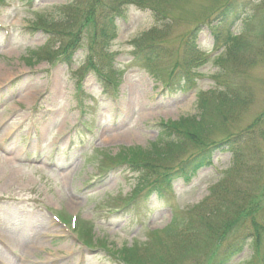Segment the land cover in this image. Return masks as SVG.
<instances>
[{
  "label": "rangeland",
  "instance_id": "rangeland-1",
  "mask_svg": "<svg viewBox=\"0 0 264 264\" xmlns=\"http://www.w3.org/2000/svg\"><path fill=\"white\" fill-rule=\"evenodd\" d=\"M71 1L0 0V157H19L11 179V168L0 165V264H124V252H138L145 264H211L245 233L235 220L215 236L199 231L184 244L174 243L166 228L177 230L187 211L208 202L211 187L233 175L232 156L218 151L207 168L185 171L186 179L172 175L204 145L264 115V54L252 64L245 54L248 64L225 67L250 99L226 118L208 113L200 144L187 141L182 152L144 167L121 160L149 152L165 124L197 113V96L212 92L219 71L215 35L239 33L248 19L251 32L264 31V0H171L158 4L159 21L147 7L122 6L114 38L101 49L102 77L86 64L95 56L90 27L68 60H30L53 33L35 27L58 23ZM81 2L87 11L91 0ZM228 3L235 17L224 21L218 15ZM93 12L97 17L101 9ZM192 46L206 64L186 63ZM186 70L184 87H171ZM112 77L116 86L107 83ZM258 149L264 176V140ZM5 236L13 247H4ZM262 253L261 245L257 252L247 246L229 264H262Z\"/></svg>",
  "mask_w": 264,
  "mask_h": 264
},
{
  "label": "trees",
  "instance_id": "trees-1",
  "mask_svg": "<svg viewBox=\"0 0 264 264\" xmlns=\"http://www.w3.org/2000/svg\"><path fill=\"white\" fill-rule=\"evenodd\" d=\"M171 0H91V5L87 11L80 10L81 0H72L71 3L63 8V18L58 23L45 22L36 30H44L49 28L47 32L51 33L47 45L43 46L37 52H32L30 60L32 63L39 62L43 59H65L68 60L72 56L74 48L79 43L80 33L84 27H90L88 32L89 51H94L93 58H87L86 64L89 68H96V76H100L102 51L101 49L114 38V21L115 18L122 13V6L131 5L141 10L145 7L149 8L155 21H159L161 13L158 4L163 6V2ZM99 7L101 12L97 17L94 16L93 10ZM159 15V16H158ZM235 17V5L228 3L218 17L227 20L228 17ZM239 33L231 34L226 31L223 35H215L213 48L220 44L219 49L215 50L217 56L213 59L218 72L214 75L215 86L208 95L201 94L196 99V115L193 117L182 118L177 122L165 124L163 127L166 133L161 134L158 141L153 144L149 152H129L126 154V161L131 167L136 168L140 165L146 166L147 160L168 159V156L182 152L187 141L194 144H200L204 127L208 124V113L215 111L230 115L237 108L246 105L250 99V93L243 84L236 82L235 78L224 75L225 67L228 64L238 65L243 61L244 55L248 54L253 58L254 63L257 58L264 54V31L256 29L251 32L249 19L245 22ZM197 30V28H196ZM196 38V37H194ZM195 40V39H194ZM192 42V41H191ZM55 43L57 47L55 48ZM186 63L206 64L209 59L198 54L193 46L186 52ZM42 57V58H41ZM158 58V56L156 55ZM39 60V61H38ZM106 61V59H105ZM186 65L187 68L189 66ZM152 74H154L151 71ZM237 72H235V76ZM189 76L188 70L180 71L176 76V80L169 81L171 87L183 84ZM104 78V77H103ZM115 78L107 79L109 86H116ZM115 81V82H114ZM182 82V83H180ZM181 87V89L183 88ZM188 87V85L186 86ZM224 118L222 117V120ZM226 119H224L225 121ZM264 115L255 119L244 129L236 132L235 135L218 141L217 143H208L203 148L192 155L180 169L172 176H184L185 171L195 172L210 164L213 154L217 151L226 150L232 156L231 175L228 180H222L210 189L208 202L201 203L198 206L186 212V216L182 220L181 226L177 230L167 229V234L175 243L177 239L184 244L190 237L195 236L202 231L206 233L218 234L220 230H224L231 226L235 220V227L245 230V233L239 237L232 239L222 250L214 257L211 264H229L242 250L251 246L256 252L263 248L261 255V263L264 264V176L262 174L261 155L258 149V142L264 140ZM191 128L193 131H189ZM235 176V183L233 181ZM152 189L157 190L155 186ZM192 210L195 212L193 218L188 217ZM214 216L215 218H213ZM220 223V224H219ZM206 233H205V232ZM224 234V233H223ZM223 234H219V238ZM200 235V234H199ZM203 236V235H202ZM182 239L183 242L180 240ZM220 241L217 240L216 244ZM124 255V264H145L141 255L136 253H121Z\"/></svg>",
  "mask_w": 264,
  "mask_h": 264
},
{
  "label": "bare ground",
  "instance_id": "bare-ground-1",
  "mask_svg": "<svg viewBox=\"0 0 264 264\" xmlns=\"http://www.w3.org/2000/svg\"><path fill=\"white\" fill-rule=\"evenodd\" d=\"M2 71L3 70L0 68V73L5 74V72H2ZM131 136L132 135L129 134V137H131ZM12 156L11 155H10V157L7 156V158H5L4 156L0 157V165L2 163L3 166L6 165V167L11 168L10 169V171H11L10 176L6 177V179H11V176H13L15 174V172H13L15 170L13 169L12 165L14 162H16L18 160L19 157H18L17 152L12 153ZM2 240H3L4 244L7 245L8 248L13 247L12 245L14 244V242L10 237L5 236ZM11 243H13V244H11ZM26 253L28 254V250H26ZM29 253H30V251H29ZM26 257H28V256H26Z\"/></svg>",
  "mask_w": 264,
  "mask_h": 264
}]
</instances>
